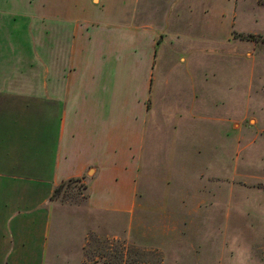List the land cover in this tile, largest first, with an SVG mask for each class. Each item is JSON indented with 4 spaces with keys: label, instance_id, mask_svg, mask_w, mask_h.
Returning <instances> with one entry per match:
<instances>
[{
    "label": "crops",
    "instance_id": "0c3cea01",
    "mask_svg": "<svg viewBox=\"0 0 264 264\" xmlns=\"http://www.w3.org/2000/svg\"><path fill=\"white\" fill-rule=\"evenodd\" d=\"M166 1L170 0H50L48 5L42 1L39 21L44 24L49 17L51 24L35 26L32 48L50 51L44 77L43 69L38 73V64L41 68L43 64L39 56L27 61L25 55L3 59L2 65L0 55V264L3 258L8 264H26L37 254L43 264H81L80 245L91 226L77 229L71 222L79 238L71 259L61 253L66 244L56 235L51 246L50 219L55 211L58 218V210L134 220L142 155L152 151L148 144L161 138L165 146L168 135H176L183 121L196 118L197 99L200 104L201 90L184 86L182 71L167 77L179 64L192 69L201 65V54L194 51L187 59L184 47L170 40L179 33V20L157 17L154 5ZM13 7L11 12H20ZM5 8L0 5V11L9 12ZM26 14H21L26 23L19 32L23 35L31 33ZM4 16L0 14V39L6 34ZM16 40L23 46L24 36ZM7 44L0 41V50ZM59 50L64 51L61 60ZM185 88L191 91L183 95ZM171 96L178 97L175 107L186 99L185 109L168 107L166 99ZM74 178L86 184L84 209L58 208L51 198L53 190ZM200 187L162 189L164 205L187 208L189 224L200 229L193 232V245L188 238L186 244L164 246L161 264H264V256L262 262L255 260L239 242L218 244L213 211L223 202L218 204L217 187ZM229 188L240 199L249 193V188ZM198 194L211 198L200 196L193 203L191 197ZM262 198L233 202L231 196L233 201L228 198L223 209L229 227L242 221V233L244 221L257 215L252 223L259 224L260 242H264Z\"/></svg>",
    "mask_w": 264,
    "mask_h": 264
},
{
    "label": "rangeland",
    "instance_id": "374dc122",
    "mask_svg": "<svg viewBox=\"0 0 264 264\" xmlns=\"http://www.w3.org/2000/svg\"><path fill=\"white\" fill-rule=\"evenodd\" d=\"M42 1L47 5L50 2L0 0V5L6 6L4 10L9 9V12L0 11L5 15L6 31L0 41L8 43L7 49L0 50V55L2 62L22 55L27 57L26 61L39 56L43 64L41 68L37 62L38 73L43 69L44 77V68H49L50 51L32 48L35 26L49 28L51 24L49 17L44 19V24L39 21ZM154 5H158L157 17L179 20L178 35L171 36V32L169 37L179 48L184 47L186 58L194 51L201 54V65L192 69L179 64L167 73V77H176L178 71H182L179 77H184L183 85L195 86L197 93L201 90L200 104L197 99L194 109L196 118L191 122L183 121L176 135H168L165 146L161 138H155L152 144L146 143L152 151L142 155L143 165H140L137 178V209L132 222L129 216H93L73 210L61 214L58 210V218L55 211L50 219L51 246L56 235L66 244L61 253L72 259L78 250L77 229L87 225L91 228L84 233L80 245L81 264H161L164 246L183 245L188 238L193 245V232L200 229L189 224L187 208L179 209L177 203L174 209L164 205L162 189L215 186L220 198L218 204L223 202L213 211L217 214L213 224L219 226L218 244L239 242L250 250L255 260L262 262L264 242L258 240L259 224H256L259 217L250 214L252 219L244 221L242 233V221L238 226L229 227L223 209L231 196L234 200L231 202H253L264 197V0H170ZM13 6H18L16 10L20 12H11L16 8ZM24 12L27 22H31V29H28L31 33L23 35L19 32L26 27L21 15ZM10 30L19 34L11 36L7 34ZM18 35L24 36L23 43L20 42L23 46L17 45ZM245 36L252 38L245 39ZM58 56L59 60L63 59L64 51L59 50ZM190 91L185 88L181 93ZM175 98L178 97L167 98L170 102L167 106L185 109L186 99H180L175 107ZM229 187L234 190L249 188V193L240 199L239 193L234 191L232 195ZM200 196L211 198L209 194H198L192 196L191 201L194 203ZM86 197V184L74 179L66 182L52 201L61 209H84ZM212 197L217 198L216 195ZM57 219L62 224L58 225ZM253 219H256L254 225ZM73 220L77 229L71 224ZM263 228L261 225L260 229ZM237 229L239 236H236ZM41 256L28 258L26 264H43ZM2 260V264H8L5 258Z\"/></svg>",
    "mask_w": 264,
    "mask_h": 264
},
{
    "label": "trees",
    "instance_id": "16d2710c",
    "mask_svg": "<svg viewBox=\"0 0 264 264\" xmlns=\"http://www.w3.org/2000/svg\"><path fill=\"white\" fill-rule=\"evenodd\" d=\"M250 38H252V36H249ZM248 36H245V39H250ZM75 180L78 179V178H74ZM74 179H68L62 183H60L54 190H53V193L51 195V198H55V196L60 193V191L62 190V188L64 187L65 183L66 182H69L70 180H74Z\"/></svg>",
    "mask_w": 264,
    "mask_h": 264
}]
</instances>
